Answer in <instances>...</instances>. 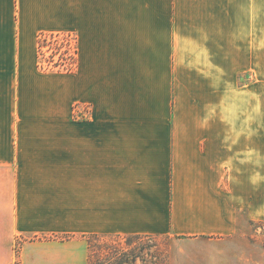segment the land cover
I'll return each mask as SVG.
<instances>
[{
  "label": "crops",
  "instance_id": "crops-1",
  "mask_svg": "<svg viewBox=\"0 0 264 264\" xmlns=\"http://www.w3.org/2000/svg\"><path fill=\"white\" fill-rule=\"evenodd\" d=\"M58 33L69 76L39 67ZM256 222L264 0H0V264L16 236H170L198 264H264ZM61 242H25L21 264H64Z\"/></svg>",
  "mask_w": 264,
  "mask_h": 264
},
{
  "label": "rangeland",
  "instance_id": "rangeland-1",
  "mask_svg": "<svg viewBox=\"0 0 264 264\" xmlns=\"http://www.w3.org/2000/svg\"><path fill=\"white\" fill-rule=\"evenodd\" d=\"M63 34V33H58ZM65 34V33H64ZM71 34V33H69ZM72 35V34H71ZM63 44V43H62ZM52 48H54L52 46ZM49 46L45 47L43 52L45 58H47L52 51ZM39 54V52H38ZM58 59V57L56 58ZM39 67L45 72H55L64 76L71 75L70 72H66L61 69L55 68L53 64L43 61L42 56L39 54ZM257 80H260L257 78ZM262 116V115H261ZM250 233L248 240L250 244H254L258 247V256L260 252L264 255V223L256 222L252 223L248 227ZM44 240L50 242L52 240H60L63 242H70L65 244L63 249V255L65 257L64 264H88L89 246L91 245L95 253H93L94 262L97 263L101 250L107 248L108 264L116 262L119 258L122 259L123 263L127 264H198L191 259L190 254L184 252V247L187 244L179 242L178 239L167 236V237H93L86 238V247L81 248L78 244L72 243L71 237L60 236L58 239L53 237H40L38 238H25L16 236L12 244V264H21L20 254L22 252L25 242ZM227 244L235 245L239 244L233 240H230ZM189 245V244H188ZM188 251L194 249L190 246L187 248ZM180 251V252H179ZM122 253V255H121ZM121 255V256H120ZM104 257V256H103ZM264 258V257H263Z\"/></svg>",
  "mask_w": 264,
  "mask_h": 264
},
{
  "label": "trees",
  "instance_id": "trees-1",
  "mask_svg": "<svg viewBox=\"0 0 264 264\" xmlns=\"http://www.w3.org/2000/svg\"><path fill=\"white\" fill-rule=\"evenodd\" d=\"M59 34H42L39 38V47H38V51L40 56H42L43 58H45V53L43 52V50L45 49V47H47L48 45L50 46V48H52V46L55 49L56 52H53L52 55H50L48 58H45V62L49 63V65L53 64V66L55 68L60 69L61 67L63 68L64 71L66 72H72L73 69V57L69 56L67 58H65V53L66 52H62L59 55V61H56V55L61 52V46H63V42L61 41V38L58 36ZM55 36L57 38H55ZM61 45V46H60ZM93 238L98 239V236H91ZM107 247V246H106ZM104 247L100 254H103L102 257L99 256V259H97V263L94 262L93 259V253H95V251L93 250L92 246H89V256H88V264H108V258L107 255V248ZM122 255V253H121ZM120 255V256H121ZM104 256V257H103ZM111 264H124L122 259H118L116 262L111 263ZM125 264H127L125 262Z\"/></svg>",
  "mask_w": 264,
  "mask_h": 264
},
{
  "label": "built area",
  "instance_id": "built-area-1",
  "mask_svg": "<svg viewBox=\"0 0 264 264\" xmlns=\"http://www.w3.org/2000/svg\"><path fill=\"white\" fill-rule=\"evenodd\" d=\"M57 35V34H56ZM60 38H61V41L63 42V46H61V52H59L57 55H56V58L58 57V59H56L55 58V60L56 61H59V55L62 53V52H66L65 53V58H67V57H69V56H72L73 57V68H74V65H75V54H74V42H73V37H72V35L71 34H69V33H63V34H59L58 35ZM55 38H57L56 36H55ZM49 46V45H48ZM50 47V46H49ZM55 49L56 48H52V51H51V54L50 55H52V53L53 52H56L55 51ZM49 55V56H50ZM48 56V57H49ZM47 57V58H48ZM43 58V57H42ZM43 61H45V58H43ZM61 69V68H60ZM59 69V70H60ZM72 71H73V69H72ZM70 73H72V72H70Z\"/></svg>",
  "mask_w": 264,
  "mask_h": 264
}]
</instances>
